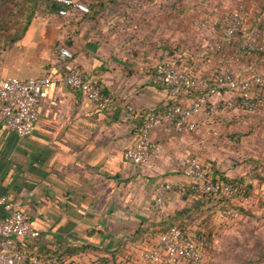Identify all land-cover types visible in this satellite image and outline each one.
<instances>
[{"label": "crops", "instance_id": "crops-1", "mask_svg": "<svg viewBox=\"0 0 264 264\" xmlns=\"http://www.w3.org/2000/svg\"><path fill=\"white\" fill-rule=\"evenodd\" d=\"M81 1L89 13L59 15L49 10L46 0H37L25 30L0 46V77L25 79L54 75L55 48L66 45L112 99L110 106L97 109L77 89L55 78L28 136L19 138L0 127V194L40 232L17 247L42 264H150L140 253L159 233L150 231L153 224L180 222L197 236L203 254L198 264H228L236 255L261 264L262 109L251 114L224 109L209 116L201 113L190 131L153 127L147 136L160 151L145 164L128 162L122 151L135 141L144 117L168 102L162 87L148 80V73L163 60L181 55L194 74L217 63L240 75L259 69L254 55L249 63V56L230 57L226 50L204 52V43L198 51L185 52L186 44L200 43L194 29V34L186 29L207 11L243 2L248 7L246 23L254 25L264 18V0ZM196 56L203 64H196ZM127 103L135 113V128L119 120ZM188 154L202 162L209 178L238 182L237 194L230 199L241 209L236 219L221 216L213 202L187 191L183 165ZM160 181L180 182L182 188L167 192L163 212L154 216L149 204Z\"/></svg>", "mask_w": 264, "mask_h": 264}, {"label": "built area", "instance_id": "built-area-1", "mask_svg": "<svg viewBox=\"0 0 264 264\" xmlns=\"http://www.w3.org/2000/svg\"><path fill=\"white\" fill-rule=\"evenodd\" d=\"M54 1L60 4L57 10L59 15L88 12V6L81 0ZM244 13L242 4L217 14H213V11L204 13L194 23V31L204 43V52L217 54L226 50L230 57L242 59L249 56V63L253 61L251 55H254L259 69L248 75H240L229 65L217 63L209 69L202 67L194 74L188 70V64L184 63L181 55L163 60L154 71L148 73V80L162 87L168 102L163 109L151 111L144 117L137 128L135 141L122 151L125 160L139 165L147 163L150 157H157L160 146L151 141L147 133L161 124L179 132L190 131L195 128V116L201 113L209 116L218 109L247 114L255 113L258 109L264 111V68L261 64L264 56V18L246 26ZM55 54L58 63L54 75L45 73L25 79L0 77V127L11 130L19 138L28 136L33 130L40 101L55 78L65 86L77 89L97 109L111 105V96L100 89L94 76L80 67L70 47L58 45ZM198 56L196 64L202 62ZM119 120L128 127H136L131 104H125ZM183 175L187 179V188L194 193H220L232 198L235 195L232 183L210 179L202 162L193 155L185 157ZM181 188L180 182L156 183L149 211L154 216L161 215L165 194ZM218 212L232 220L239 214L234 208H223ZM39 236V230L32 226L28 215L12 207L5 195L0 194V264H42L40 258L29 256L16 245L17 242L22 244ZM140 258L150 264H171L176 260L198 264L203 254L200 244L193 241L185 230L169 226L141 251Z\"/></svg>", "mask_w": 264, "mask_h": 264}, {"label": "rangeland", "instance_id": "rangeland-1", "mask_svg": "<svg viewBox=\"0 0 264 264\" xmlns=\"http://www.w3.org/2000/svg\"><path fill=\"white\" fill-rule=\"evenodd\" d=\"M242 7L244 8V10L248 9V7L246 6V4L244 2L242 3ZM231 8H233V7H226V8H224V10H228ZM22 11H23V6L21 3V0H6L5 2L4 1L0 2V45H3V43H2L3 38H8L12 33H14V32L17 33L20 30V27L25 22L24 16L22 14H20V13H22ZM211 11H213V14H217L223 10H220V11L217 10L216 11V8H215L214 10H210V11H207L205 13H211ZM200 17L201 16H199L195 19H192L190 21L191 24L189 26L194 25V23ZM246 17H247V14L244 13L245 25L248 26L249 24L246 23ZM193 29H194L193 27L192 28L189 27L188 29H186V33L191 31V33L194 34V32H195V34H196V31L193 32ZM182 31H184V30H182ZM184 38H185V40L190 39L188 36H184ZM198 41L200 43H196V44L193 43V45L186 44L187 45L186 49L183 47V45H180L178 47L182 50L185 49V52L198 51V50H196V48L201 47V44L203 43V41L201 39ZM188 45H190V46H188ZM227 237L228 238L231 237L230 239L233 242V243L231 242L232 245L234 244V242L236 243V241H237L236 238H234L233 236H227ZM234 239H236V240L234 241ZM236 256L238 257L239 255H236ZM237 257H236V259L233 258L232 260H229L228 264H257V263H259L258 260L255 261V260H252L249 258H244L242 256H239L240 258L238 259ZM260 263L264 264V260L260 261ZM220 264H223V260Z\"/></svg>", "mask_w": 264, "mask_h": 264}, {"label": "trees", "instance_id": "trees-1", "mask_svg": "<svg viewBox=\"0 0 264 264\" xmlns=\"http://www.w3.org/2000/svg\"><path fill=\"white\" fill-rule=\"evenodd\" d=\"M3 1L5 2L6 0H0V2H3ZM36 1L37 0H21L22 6H23V11L20 14H22L24 16V21L25 22L22 24V26L20 27V30L17 33L14 32L8 38H3V42H2L3 44H5L6 42H8L10 40H14V39L18 38L20 36V34L25 30L26 26L30 22L31 17L33 15V10H34L33 7H35ZM46 1L49 4V10L57 12L58 8L60 7V4L55 2L54 0H46ZM89 12L90 11H89V7H88V12L87 13H89ZM87 13H85V14H87ZM99 86H100V84H99ZM100 89H101V87H100ZM210 179H213V180L219 179V180H224V181H228V182L232 183L235 186V195H234V197L236 196L237 191H238V184H237L238 182L235 179H228V178H222V179L221 178H210ZM186 189L191 194V196L196 198V199L203 198V199H206L209 202H213L217 206L218 210L219 209H223V208H234L238 212H241V209L239 207L232 206L230 204V199L232 197H229L227 195L220 194V193H217V194H212V193H194V192L190 191L187 188V184H186ZM169 226L179 227V228L185 230L188 233V231L184 228L183 223H180V222H178V223H171L170 222V223L165 224L164 226L161 225V224H158V223L157 224H153V228H151L150 231L151 232H153V231L161 232V231L166 230ZM188 235L193 241L198 242L197 236L192 235L190 233H188Z\"/></svg>", "mask_w": 264, "mask_h": 264}]
</instances>
